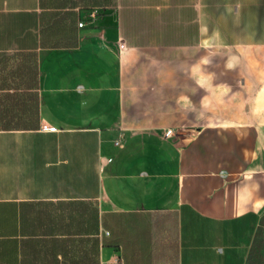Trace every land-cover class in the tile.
<instances>
[{"label":"crops","instance_id":"obj_1","mask_svg":"<svg viewBox=\"0 0 264 264\" xmlns=\"http://www.w3.org/2000/svg\"><path fill=\"white\" fill-rule=\"evenodd\" d=\"M259 227L264 0H0V264H247Z\"/></svg>","mask_w":264,"mask_h":264},{"label":"trees","instance_id":"obj_2","mask_svg":"<svg viewBox=\"0 0 264 264\" xmlns=\"http://www.w3.org/2000/svg\"><path fill=\"white\" fill-rule=\"evenodd\" d=\"M247 264H264V229L258 228L250 248Z\"/></svg>","mask_w":264,"mask_h":264},{"label":"built area","instance_id":"obj_3","mask_svg":"<svg viewBox=\"0 0 264 264\" xmlns=\"http://www.w3.org/2000/svg\"><path fill=\"white\" fill-rule=\"evenodd\" d=\"M103 18V12L100 9H92L90 10L86 17H84L80 22L79 26L82 27L86 24L96 25ZM46 128L51 129V126H47ZM174 135V129L169 128L165 131L166 137H171Z\"/></svg>","mask_w":264,"mask_h":264}]
</instances>
